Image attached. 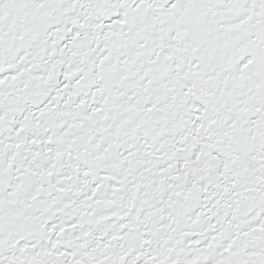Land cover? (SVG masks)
<instances>
[{
  "label": "snow or ice",
  "instance_id": "snow-or-ice-1",
  "mask_svg": "<svg viewBox=\"0 0 264 264\" xmlns=\"http://www.w3.org/2000/svg\"><path fill=\"white\" fill-rule=\"evenodd\" d=\"M0 264H264V0H0Z\"/></svg>",
  "mask_w": 264,
  "mask_h": 264
}]
</instances>
